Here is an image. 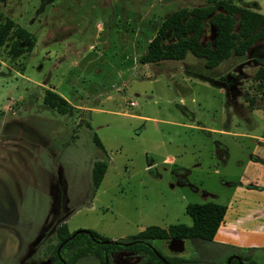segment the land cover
<instances>
[{
	"label": "rangeland",
	"instance_id": "rangeland-1",
	"mask_svg": "<svg viewBox=\"0 0 264 264\" xmlns=\"http://www.w3.org/2000/svg\"><path fill=\"white\" fill-rule=\"evenodd\" d=\"M206 1L0 2V22L12 18L34 41L30 51L15 57L9 53L10 39L0 47V133L4 121L31 127L18 126L17 138L34 127H41L42 133L49 124L58 129L55 140L42 135L39 152L31 147L34 154L18 146L23 139L0 138V264L15 263L28 239L38 238L49 224L44 232L52 235L62 220L71 230L95 229L117 239L149 224H191L185 211L190 201L227 200L243 169L237 158L257 140L214 134L198 124L263 132L264 96L254 77L264 65V40L244 56L232 55L213 68L192 53L150 65L138 61L163 17L183 5ZM233 1L264 12V0ZM214 35L209 29L202 40ZM26 76L44 77L70 96L84 95L95 110L58 113L45 107L43 86L34 88ZM249 92L254 94L253 104L246 100ZM73 133L77 137L71 140ZM93 134L107 154L95 144ZM219 142L230 148L228 162L214 153ZM97 157L107 158L108 167L91 195V168ZM183 166L189 173L177 172ZM184 175L192 185L179 180ZM150 241L164 255L183 257L186 264L227 262L234 245L184 239V249L174 251L166 240ZM46 245L43 241L37 250ZM234 247L252 256L247 264H264V245ZM62 255L67 258L66 252ZM97 259L82 255L74 264H98Z\"/></svg>",
	"mask_w": 264,
	"mask_h": 264
},
{
	"label": "trees",
	"instance_id": "trees-1",
	"mask_svg": "<svg viewBox=\"0 0 264 264\" xmlns=\"http://www.w3.org/2000/svg\"><path fill=\"white\" fill-rule=\"evenodd\" d=\"M209 29L214 30L215 35L203 41L202 37ZM168 38L170 40L166 42ZM8 39H10L9 53L12 57L22 55L34 46L29 30L17 24L10 17L0 22V47ZM261 40H264V12L233 0H207L206 3L196 6L183 5L163 17L154 36L148 41L147 50L140 54L138 61L144 64L163 59H183L188 53H192L193 56L204 59L205 67L213 68L232 55L244 56ZM26 42L28 45L24 46ZM254 79L258 81L257 90H260L264 96V65L258 66ZM253 95L250 93L246 96L250 104L255 102ZM42 100L45 107L54 109L58 113L80 111L54 88H45ZM86 124L91 126L90 122ZM73 137L77 135L74 134ZM93 140L100 149L106 152L103 142L96 134H93ZM107 167V158L97 157L93 160L91 195L95 194L102 182ZM186 171L187 168L177 170L182 174ZM179 180L186 182L187 178L184 175ZM226 208V204L218 201H190L186 203L185 211L192 218L191 224L177 222L166 227L149 224L138 233L117 239H109L95 229L73 234L77 229L71 230L68 223L62 220L53 229L48 249L57 255V248L61 244V252L67 253V258L64 259L66 264H74L75 260L82 255H94L99 259L100 264H113L110 260L111 253L124 248L140 254L142 256L140 264H186L183 257L164 255L160 249L151 244L150 240L160 238L168 241L172 237H181L185 240L196 238L215 243L214 236ZM232 247L226 258L237 254L242 262L233 255L229 263L225 261L211 264H247L252 261L250 254L237 250L234 245ZM57 260L52 264H62L59 259Z\"/></svg>",
	"mask_w": 264,
	"mask_h": 264
},
{
	"label": "crops",
	"instance_id": "crops-1",
	"mask_svg": "<svg viewBox=\"0 0 264 264\" xmlns=\"http://www.w3.org/2000/svg\"><path fill=\"white\" fill-rule=\"evenodd\" d=\"M144 65H150V63H144ZM230 73L232 74V76L234 75L232 71ZM26 78L31 79L28 76H26ZM31 80L33 81L34 88L36 87V84L43 86V90L48 87L54 88L63 96H65L73 106L79 108L80 111L95 110L96 106L87 103L84 95H78L77 97H75L70 96V94L68 95V93L64 94L60 92L55 87V85L45 80L44 77H36L35 79ZM261 104L264 105V102ZM8 105L9 101L5 106ZM130 114L132 115L133 113ZM18 126L21 128L25 127V130L31 128L21 123L11 122L7 124L4 121L2 126L3 128L0 133V138L3 136L8 137V141H11L13 137H16V129ZM198 127L208 130L211 133L213 132L214 134H238L239 136L255 138V140H257V143L254 144L251 149L247 150L246 153H244V157L237 158L236 164L243 169L240 170L239 173V183L235 182L236 184L234 185V187H232L227 200L221 202L226 204L227 208L214 236V241L216 244L230 243L234 245H264V130L261 133L239 132L225 129L223 127H215L211 124L209 125L206 123H200L198 124ZM56 128L57 126L55 124H49L47 128L45 127L46 130L42 133L41 127H39L38 129L37 127H34V130L31 129V131L33 132H26L24 134L23 132H21L20 136L18 138L16 137L15 139H23V141L19 143L18 146L20 145V148H22V151L25 154H34V152L31 150V147H35V152H39L41 145L40 140L42 135L48 136L53 140L57 138L58 129ZM73 135L74 133L71 134V140ZM213 150L214 153L221 155V159H224V161L226 162L229 161L231 155L229 146L219 142L217 146L215 145V147H213ZM169 159L171 158L169 157ZM173 160L170 161L174 163ZM149 164L150 163H148V165ZM196 164L199 165L200 162L198 161L196 162ZM183 167L187 168L186 166ZM187 171L189 173L188 168ZM184 184L192 185V183L190 184L188 179ZM52 186H54V183L52 184ZM194 187L195 189H197L195 185ZM50 193L51 195H53L52 190L50 191Z\"/></svg>",
	"mask_w": 264,
	"mask_h": 264
},
{
	"label": "flooded vegetation",
	"instance_id": "flooded-vegetation-1",
	"mask_svg": "<svg viewBox=\"0 0 264 264\" xmlns=\"http://www.w3.org/2000/svg\"><path fill=\"white\" fill-rule=\"evenodd\" d=\"M0 113L3 114V111H1ZM45 229H43L39 234V237H41V240L39 242L37 241L35 244L33 243V240L37 238V235H35L33 238L28 239L24 252L20 254V256L13 264H52L53 262H57V259H59L62 264H66L60 247L57 248V255H55L52 250L48 249V246L50 244V237L52 235L46 234L44 232ZM43 241L47 242L46 248L37 250L38 245H40ZM166 242L168 244V241ZM55 256H57V259L55 258ZM141 258L142 256L140 254L128 250L127 248L120 249L117 252H113L110 256L111 263L113 264H140ZM98 264H100L99 260Z\"/></svg>",
	"mask_w": 264,
	"mask_h": 264
},
{
	"label": "water",
	"instance_id": "water-1",
	"mask_svg": "<svg viewBox=\"0 0 264 264\" xmlns=\"http://www.w3.org/2000/svg\"><path fill=\"white\" fill-rule=\"evenodd\" d=\"M79 231H87V232H88L89 230H88L87 228H79V229L75 230V231L73 232V234H75L76 232H79ZM38 240H39V237L36 238V239H34V240H33V243L35 244ZM105 241H107V240H105ZM60 245H61V244H60ZM60 245H59V247H60ZM168 246H169L170 249H172V250H174V251H181V250L184 249V238H181V237H172V238H170V239L168 240ZM59 247H58V248H59ZM233 255H234V254L230 255V257H229L227 263H229V261H230V259H231V257H232ZM234 257H236V258L239 259V255H237V254H235ZM239 260H240V262H242L241 259H239ZM64 264H65V263H64Z\"/></svg>",
	"mask_w": 264,
	"mask_h": 264
},
{
	"label": "built area",
	"instance_id": "built-area-1",
	"mask_svg": "<svg viewBox=\"0 0 264 264\" xmlns=\"http://www.w3.org/2000/svg\"><path fill=\"white\" fill-rule=\"evenodd\" d=\"M129 103H130L131 105H135V104H136V102L133 101V100H130Z\"/></svg>",
	"mask_w": 264,
	"mask_h": 264
}]
</instances>
